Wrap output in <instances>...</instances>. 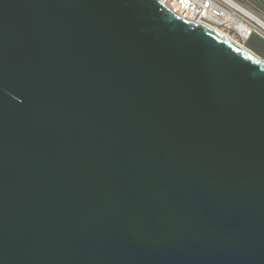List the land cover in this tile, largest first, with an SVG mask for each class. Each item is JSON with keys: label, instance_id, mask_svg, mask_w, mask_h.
I'll return each mask as SVG.
<instances>
[{"label": "water", "instance_id": "95a60500", "mask_svg": "<svg viewBox=\"0 0 264 264\" xmlns=\"http://www.w3.org/2000/svg\"><path fill=\"white\" fill-rule=\"evenodd\" d=\"M0 264H264V59L159 0H0Z\"/></svg>", "mask_w": 264, "mask_h": 264}, {"label": "built area", "instance_id": "2783aa9c", "mask_svg": "<svg viewBox=\"0 0 264 264\" xmlns=\"http://www.w3.org/2000/svg\"><path fill=\"white\" fill-rule=\"evenodd\" d=\"M177 15L221 30L238 41L264 40V19L239 0H159Z\"/></svg>", "mask_w": 264, "mask_h": 264}, {"label": "rangeland", "instance_id": "374dc122", "mask_svg": "<svg viewBox=\"0 0 264 264\" xmlns=\"http://www.w3.org/2000/svg\"><path fill=\"white\" fill-rule=\"evenodd\" d=\"M246 7L259 14L264 19V0H239ZM248 49L264 59V40L257 35H252L249 39L241 41Z\"/></svg>", "mask_w": 264, "mask_h": 264}, {"label": "bare ground", "instance_id": "6f19581e", "mask_svg": "<svg viewBox=\"0 0 264 264\" xmlns=\"http://www.w3.org/2000/svg\"><path fill=\"white\" fill-rule=\"evenodd\" d=\"M218 31L222 32L221 30H218ZM224 34H225V33H224ZM225 35H226L227 37H229L230 39H232L233 41H235L236 43H238L239 45H241L242 47L248 49L245 45H243L242 43H240V41H238L237 39H235V38H233V37H231V36H229V35H227V34H225ZM248 50H250V49H248ZM250 51H252V50H250Z\"/></svg>", "mask_w": 264, "mask_h": 264}, {"label": "snow or ice", "instance_id": "6c2138e0", "mask_svg": "<svg viewBox=\"0 0 264 264\" xmlns=\"http://www.w3.org/2000/svg\"><path fill=\"white\" fill-rule=\"evenodd\" d=\"M162 2H163V0H162Z\"/></svg>", "mask_w": 264, "mask_h": 264}]
</instances>
